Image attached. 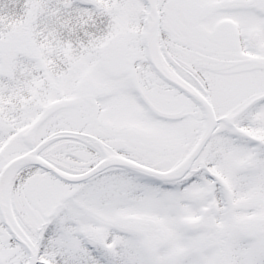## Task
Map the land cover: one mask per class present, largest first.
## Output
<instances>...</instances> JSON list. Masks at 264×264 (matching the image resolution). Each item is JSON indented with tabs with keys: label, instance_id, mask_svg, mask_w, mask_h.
<instances>
[{
	"label": "snow or ice",
	"instance_id": "obj_1",
	"mask_svg": "<svg viewBox=\"0 0 264 264\" xmlns=\"http://www.w3.org/2000/svg\"><path fill=\"white\" fill-rule=\"evenodd\" d=\"M0 264H264V0H0Z\"/></svg>",
	"mask_w": 264,
	"mask_h": 264
}]
</instances>
